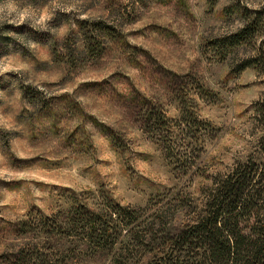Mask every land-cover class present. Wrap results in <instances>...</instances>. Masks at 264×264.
Segmentation results:
<instances>
[{"label":"rangeland","instance_id":"374dc122","mask_svg":"<svg viewBox=\"0 0 264 264\" xmlns=\"http://www.w3.org/2000/svg\"><path fill=\"white\" fill-rule=\"evenodd\" d=\"M263 97L264 0H0V264L33 243L53 264H206L177 238L216 180L262 161ZM106 199L140 226L90 259L56 223Z\"/></svg>","mask_w":264,"mask_h":264},{"label":"trees","instance_id":"16d2710c","mask_svg":"<svg viewBox=\"0 0 264 264\" xmlns=\"http://www.w3.org/2000/svg\"><path fill=\"white\" fill-rule=\"evenodd\" d=\"M254 20L249 19L240 31L221 38L218 47L235 46L252 38L256 33ZM250 66H255L252 59L246 60L239 72ZM256 118L263 131L260 139L262 161L239 163L228 175L216 180L215 187L207 194L208 200L198 221L177 238L182 246H201L198 259L195 254L192 259L206 264H264V97L256 103ZM139 222L137 213L111 199H106L97 209L87 203L71 200L66 216L56 225L64 233H75L79 242L85 241L83 244L72 242L71 248L90 259H96L100 254L114 252L122 243L125 231L138 227ZM25 224L32 226L28 222ZM152 230L154 233L153 225ZM39 244H27L25 250L18 252L16 263L56 262L44 252L34 253ZM124 253L123 248L115 252L114 264L125 262ZM174 258L180 261L181 256L176 254ZM7 262L12 261L7 259Z\"/></svg>","mask_w":264,"mask_h":264}]
</instances>
